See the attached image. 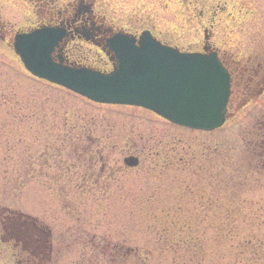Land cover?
I'll list each match as a JSON object with an SVG mask.
<instances>
[{
    "label": "rangeland",
    "instance_id": "obj_1",
    "mask_svg": "<svg viewBox=\"0 0 264 264\" xmlns=\"http://www.w3.org/2000/svg\"><path fill=\"white\" fill-rule=\"evenodd\" d=\"M8 1L0 0L1 15L11 22L12 0ZM103 2H108L111 9L120 7L113 0ZM140 5L142 9L151 8L147 0H142V4L132 5L133 10L141 11ZM236 5L248 13L243 16L237 8L226 7L215 28L223 36L216 35L211 42L238 62L239 69L253 67L247 75L242 74L244 77L253 73L264 76L257 69L258 64L264 68V0H237ZM179 9L177 3L174 10ZM142 17L146 23L149 16ZM152 17L162 33H168L167 28L169 33L175 32L182 26L181 20L175 22L169 16ZM182 27L183 43L172 34L169 39L181 48H195L191 42L193 29ZM7 43V36L0 40V210L32 216L20 219L21 228L49 229V264H170L175 245L155 233L170 220L174 221L175 238L178 233L190 238L194 234L204 239L218 237L202 245L207 257L200 264H264L260 253H254L259 244L264 251V176L240 175L238 194L231 196V188L225 194L223 191L228 175L223 169H231L232 147L237 149L236 156L242 154V134L254 121L256 127L259 125L256 119L264 109L263 87L261 92L255 91V103L248 104L246 96L233 101L231 114L237 106L242 108L229 116L222 129L211 133L189 131L140 109L93 105L36 81L21 70ZM229 66L234 68L230 62ZM64 117L72 124V141L68 135L63 136ZM61 141L89 149L75 152L64 165L65 157L59 151H50ZM96 141L109 147L99 158L92 154ZM147 151L170 153L159 156L158 162L165 159L164 165H149ZM130 155L139 158V165L122 170V159ZM102 162L105 167L116 168V176L125 179L121 189L111 183L110 191L105 192L98 188L102 181L96 184L84 173L97 170ZM105 167L99 171H106ZM109 177L108 171L106 179ZM1 214L8 215L4 210ZM231 220L230 225L238 227L237 239L226 242L224 225ZM30 251L12 237L4 239L0 241V264H42L27 253Z\"/></svg>",
    "mask_w": 264,
    "mask_h": 264
},
{
    "label": "water",
    "instance_id": "obj_2",
    "mask_svg": "<svg viewBox=\"0 0 264 264\" xmlns=\"http://www.w3.org/2000/svg\"><path fill=\"white\" fill-rule=\"evenodd\" d=\"M59 41L43 29L14 38L13 51L34 78L59 86L93 103L147 110L163 120L191 130L210 132L225 120L230 94L229 75L215 53H180L143 34L137 43L110 41L114 65L109 73L53 62ZM126 167L137 160L125 158Z\"/></svg>",
    "mask_w": 264,
    "mask_h": 264
},
{
    "label": "flooded vegetation",
    "instance_id": "obj_3",
    "mask_svg": "<svg viewBox=\"0 0 264 264\" xmlns=\"http://www.w3.org/2000/svg\"><path fill=\"white\" fill-rule=\"evenodd\" d=\"M147 2L151 6L150 9H142L143 6L140 5L141 11H136L132 5L142 4V0H113L114 4L120 5L114 9L103 0H12L11 22L2 18L0 7V40L1 42L6 40L7 36L9 40L7 44L11 47L15 34H27L41 28L52 29L59 36L57 47L51 55L54 61L60 60L65 65L107 72L115 59L109 46L110 41L120 36L132 40L137 45L141 35L147 34L162 46L178 49L180 52L214 51L232 77V106L233 101L239 100L242 96L248 97V104L254 101L257 95L255 91L261 92L264 87V76L253 73L249 78L244 77L243 75H247L253 67L248 70V66L245 65L239 69L238 62H233L230 55L221 52V49L211 42L215 40L216 35L223 36L215 28L226 7L237 8L243 16L248 13L243 7L236 5L237 0H147ZM16 3L18 5L15 6ZM177 3L181 10L175 11L174 6ZM17 9L21 11L18 12ZM159 15H162V18L169 16V20L175 22L181 20L182 26L186 29L192 28L191 42L195 48H181L169 39V34H172L175 38L180 37L183 43L182 26H178L180 29H174L175 32L171 33L169 28L168 33H162L161 29H157L159 27L152 16ZM142 16H149L146 23ZM235 39L234 37L233 40ZM245 60L251 65V61L249 62L247 58ZM229 62L234 68H230ZM259 66L257 65V69L264 72V68ZM241 108L239 105L233 112ZM258 122L264 129V113Z\"/></svg>",
    "mask_w": 264,
    "mask_h": 264
},
{
    "label": "trees",
    "instance_id": "obj_4",
    "mask_svg": "<svg viewBox=\"0 0 264 264\" xmlns=\"http://www.w3.org/2000/svg\"><path fill=\"white\" fill-rule=\"evenodd\" d=\"M64 118H65V120L63 123V136L68 135L69 140L72 141L75 139V137H73V139H72V135H73L72 124L67 121L66 117H64ZM87 140L89 141V138ZM242 141H243L242 146H241V148L243 149L242 154L236 156L237 155V149L235 146H234V148L232 147V159L229 160V164L231 165V169H227V168L223 169L224 173H228L227 179H226L227 181L224 182L225 185H224L223 191L225 194L231 188V191H230L231 196H235V194H238V193H236V191L240 187V183H239L240 175L243 176V174H245L244 175L245 177H247V175L248 176H251V175H254V176L255 175H262V176H264V129L261 127V125H258L257 127H253L251 129H249V131L242 134ZM94 143H95L94 146L91 147V148H93L92 154H96V156L99 158L102 156L103 151L108 149L109 147L108 148H106L107 146L105 148L102 147L98 143V141H96ZM73 149H75V151ZM88 149L89 148H87V147L72 144V142H70L69 146H67V145H65V143L63 141H61L59 143V145H53L50 151H52V152L59 151L60 155L62 157L64 156L66 159V161L64 162V165H65L69 159L74 158L75 152L79 151L80 153H82L83 151H87ZM227 150H228L227 152L229 153L230 148L228 147ZM142 153L144 154L145 152L142 151ZM168 153H170V152L154 154V153H149V151H147L146 154H148L149 165H151L153 163H154V165L159 163L158 162L159 156L162 155V157H163L165 154H168ZM41 157H42V155L40 154L38 156L37 162H39V159ZM154 157H156V158H154ZM166 159L168 160L170 158H166ZM162 160H163V163H159L160 165H164L166 162L165 159H162ZM168 161H171V160H168ZM104 167H105V162H102L101 166L97 170H94V169H91L90 171L85 170L84 173L88 174L90 176L91 180L95 181L96 184H98V182L102 181L103 185L101 187H98V188L104 189L105 192L110 191L109 187H110L111 183L118 184L119 186L117 187V189H121L122 185L124 184L125 179L122 180L121 177H117L116 172H118V171L114 167L109 168V165L105 167V168H108L106 171L104 170L103 172H100L99 170H103ZM108 171L110 172V177L108 179H106V174L108 173ZM59 172L62 173L61 170H59ZM221 175L222 174H219V176L223 180L224 177L222 178ZM221 189H222V186H221ZM229 211H230V209H229ZM0 217H5V216H4V214H1V212H0ZM225 217L229 218L230 215H225ZM251 217H253V214ZM170 221L171 222H169L166 227H163L161 230H155V233L157 235L162 234L163 236H166L165 241L168 242L167 244L175 245V246H172L175 249L172 252L173 255L171 257L170 264H200L201 261L204 260L205 256L207 257L206 250L204 251V248L202 245L206 241H213L214 239L216 241V238H218V237L215 236V238H214L212 235V237L204 239V238L196 236V234H194V237L190 238V237H184V234H182V233H178V236L176 237L177 238L176 239L174 237V233H172V227H173L174 221L173 220H170ZM176 222L178 224L180 223L179 217H178V220ZM230 223H232V220L230 222H227L226 225H224V230L227 231L223 235L224 241H226V240L232 241L234 239L235 240L237 239V233L235 231L238 230V227L236 226L233 228V225L231 226ZM184 225H186V224H184ZM0 226H1L0 229L2 227L7 226L6 230H9L12 227V223L7 222L6 220L0 219ZM215 228H217V227H215ZM150 231L153 232V229H150ZM24 234H26V232ZM262 246H263L262 244H259L258 249L255 250L254 253L256 256H259V253H260V259L264 261V251L261 249ZM210 255H211V253H210ZM209 260L212 261V259H209Z\"/></svg>",
    "mask_w": 264,
    "mask_h": 264
}]
</instances>
